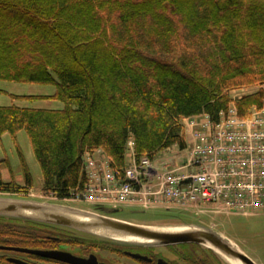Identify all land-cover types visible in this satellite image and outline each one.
<instances>
[{"label": "trees", "instance_id": "1", "mask_svg": "<svg viewBox=\"0 0 264 264\" xmlns=\"http://www.w3.org/2000/svg\"><path fill=\"white\" fill-rule=\"evenodd\" d=\"M0 80L55 87L11 95L64 107L0 106V136L26 131L43 192L69 199L88 182L86 153L124 170L131 141L137 161L154 159L187 147L185 119L217 124L231 106L241 118L262 108L264 0H0ZM243 88L252 92L234 99ZM21 159L25 185L0 178V193L33 188ZM44 228L74 232L3 219L0 241L39 247Z\"/></svg>", "mask_w": 264, "mask_h": 264}, {"label": "built area", "instance_id": "2", "mask_svg": "<svg viewBox=\"0 0 264 264\" xmlns=\"http://www.w3.org/2000/svg\"><path fill=\"white\" fill-rule=\"evenodd\" d=\"M249 92L243 88L233 97ZM200 118L185 120L187 155L183 158L177 150L173 155L183 158L182 165L166 159L175 152L169 149L156 161L133 158L124 170L113 169L105 157L88 153V182L68 200L146 210L169 207L198 218L264 212V103L247 118L239 117L235 106L217 124Z\"/></svg>", "mask_w": 264, "mask_h": 264}, {"label": "water", "instance_id": "3", "mask_svg": "<svg viewBox=\"0 0 264 264\" xmlns=\"http://www.w3.org/2000/svg\"><path fill=\"white\" fill-rule=\"evenodd\" d=\"M123 207L97 205L96 210H85L69 205L0 196V216L41 222L90 234L116 243L143 245L199 244L216 252L228 264H258L241 247L223 233L199 222L175 225H146L134 223L109 214L123 212ZM124 238H131L124 239ZM17 251L37 254L66 264H100L92 254L82 258L60 250ZM137 257L145 258L141 255ZM21 264H26L20 261Z\"/></svg>", "mask_w": 264, "mask_h": 264}, {"label": "rangeland", "instance_id": "4", "mask_svg": "<svg viewBox=\"0 0 264 264\" xmlns=\"http://www.w3.org/2000/svg\"><path fill=\"white\" fill-rule=\"evenodd\" d=\"M55 89L52 85L18 83L0 80V106H10V104H22L24 107H55L57 100H21L11 95L20 96H43L47 92H53ZM56 90V89H55ZM251 90V89H250ZM10 93V94H9ZM50 103V104H49ZM63 107H61L62 109ZM60 109V110H61ZM57 110V109H53ZM177 149L176 147H174ZM179 150V149H178ZM26 131H21L17 135V142L10 134L0 136V160L6 159V163H0V177L2 180L10 182L16 180L18 184H25L24 169L21 156L23 155L29 171L33 178V191L19 194H3L0 196L25 198L42 202H49L61 205H69L85 210H94V206L79 201L60 200L52 195H47L42 190L43 175L39 162L37 161ZM184 158L187 150H179ZM177 151L170 154L167 158L176 161L178 166L183 164V158H174L173 155ZM159 158V157H158ZM161 160L159 159L157 163ZM23 178H22V177ZM21 178V180H20ZM20 182V183H19ZM32 193V194H31ZM34 193V194H33ZM124 211L115 214V217L134 223L146 225H167L177 222H201L205 225L216 223V230L226 234L228 237L237 242L240 247L245 250L258 264H264V212L255 215H204L201 218L195 217L189 212L182 210H167L164 208L150 209L144 211L138 207H130L125 205ZM107 257L106 255L102 254ZM222 258V257H221Z\"/></svg>", "mask_w": 264, "mask_h": 264}, {"label": "flooded vegetation", "instance_id": "5", "mask_svg": "<svg viewBox=\"0 0 264 264\" xmlns=\"http://www.w3.org/2000/svg\"><path fill=\"white\" fill-rule=\"evenodd\" d=\"M109 215L110 217L117 218L115 214ZM1 218L4 220L17 219L0 216V220H3ZM183 223H185L184 220L167 225ZM73 231L71 233L74 234H71L60 229L44 228V231L38 235L43 244L39 247L21 246L0 241V264H21L20 261L26 264H66L37 254L17 251V248L43 251L60 250L82 258H88L94 254L100 264H228L216 252L199 244L143 245L116 243L90 234ZM65 235L70 237L68 242H66ZM51 240L57 242V244L50 245L48 241ZM136 255H141L145 258L137 257Z\"/></svg>", "mask_w": 264, "mask_h": 264}, {"label": "crops", "instance_id": "6", "mask_svg": "<svg viewBox=\"0 0 264 264\" xmlns=\"http://www.w3.org/2000/svg\"><path fill=\"white\" fill-rule=\"evenodd\" d=\"M55 93V89H54V91L53 92H47V94H43V96H52L53 94ZM10 94V93H9ZM42 100H48V99H42ZM50 104V103H49ZM10 105H18V106H21V107H24V106H22V104H10ZM61 107H64V104L63 103H58L57 105H55V107H52V106H41V107H34V108H48V109H61ZM201 118H200V120L201 121H206L208 118L206 117V116H200ZM198 118V117H197ZM189 133V132H188ZM4 135H6V134H4ZM133 147L131 146L130 148H129V150H128V153H127V162H129L132 158H133ZM33 152V151H32ZM95 154V156H97L98 154H99V152L97 151V152H95L94 153ZM6 159H2V160H0V163H6ZM22 177V176H21ZM1 178V177H0ZM4 177L2 176V178L1 179H3ZM23 178V177H22ZM24 179V178H23ZM4 180V179H3ZM20 180H21V178H20ZM25 180V179H24ZM20 183V182H19ZM21 185H25V184H23V183H21ZM42 187H43V185H42ZM32 190H34V189H32ZM130 207H133V206H130Z\"/></svg>", "mask_w": 264, "mask_h": 264}, {"label": "bare ground", "instance_id": "7", "mask_svg": "<svg viewBox=\"0 0 264 264\" xmlns=\"http://www.w3.org/2000/svg\"><path fill=\"white\" fill-rule=\"evenodd\" d=\"M124 239H129V240H131V238H124Z\"/></svg>", "mask_w": 264, "mask_h": 264}]
</instances>
